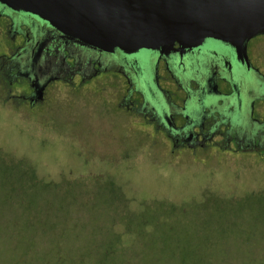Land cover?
Listing matches in <instances>:
<instances>
[{"label":"rangeland","instance_id":"rangeland-1","mask_svg":"<svg viewBox=\"0 0 264 264\" xmlns=\"http://www.w3.org/2000/svg\"><path fill=\"white\" fill-rule=\"evenodd\" d=\"M2 98L0 264H264V156L151 153L100 109Z\"/></svg>","mask_w":264,"mask_h":264},{"label":"flooded vegetation","instance_id":"flooded-vegetation-1","mask_svg":"<svg viewBox=\"0 0 264 264\" xmlns=\"http://www.w3.org/2000/svg\"><path fill=\"white\" fill-rule=\"evenodd\" d=\"M0 92L32 113L116 115L151 153L264 156V34L242 55L214 41L110 53L0 3Z\"/></svg>","mask_w":264,"mask_h":264},{"label":"water","instance_id":"water-1","mask_svg":"<svg viewBox=\"0 0 264 264\" xmlns=\"http://www.w3.org/2000/svg\"><path fill=\"white\" fill-rule=\"evenodd\" d=\"M104 52L214 41L239 55L264 34V0H0Z\"/></svg>","mask_w":264,"mask_h":264}]
</instances>
